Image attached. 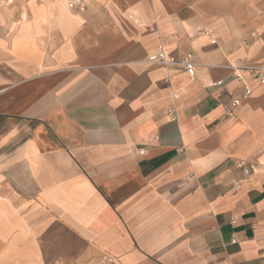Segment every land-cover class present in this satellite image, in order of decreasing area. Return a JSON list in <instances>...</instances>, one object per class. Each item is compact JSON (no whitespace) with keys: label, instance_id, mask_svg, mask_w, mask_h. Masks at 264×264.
Segmentation results:
<instances>
[{"label":"crops","instance_id":"0c3cea01","mask_svg":"<svg viewBox=\"0 0 264 264\" xmlns=\"http://www.w3.org/2000/svg\"><path fill=\"white\" fill-rule=\"evenodd\" d=\"M67 1L0 0V264H264V0Z\"/></svg>","mask_w":264,"mask_h":264},{"label":"built area","instance_id":"2783aa9c","mask_svg":"<svg viewBox=\"0 0 264 264\" xmlns=\"http://www.w3.org/2000/svg\"><path fill=\"white\" fill-rule=\"evenodd\" d=\"M84 5H85L84 0H68L67 1V7L69 9H76V8L81 9L84 7ZM157 49H158L157 53L151 56L150 58H148L149 63L155 64L160 67L167 68V69L178 66V67L183 68L185 73L189 77L192 78L194 76L195 64L193 63V55L191 53H188L187 55L182 57L180 60H176L173 57L167 56L162 46H158ZM232 69H233V79L242 85V96L241 98H232L229 106L227 105L222 106L225 114L229 117L233 116V109H236L237 107H239L242 100L247 98L251 94V89L244 82L242 71L236 67H233ZM244 71L248 73L250 72L253 73L257 81L260 84H264V66L260 68H256V69H244ZM221 84H222V81H218V82L213 83L212 86H220ZM173 97L176 98L175 95H173ZM140 154H143V152L141 151ZM240 166H243V165L240 163ZM253 169L254 167L252 165L249 166V169L243 167V172L244 174L247 175L248 171L253 170ZM233 241L235 240L233 239Z\"/></svg>","mask_w":264,"mask_h":264}]
</instances>
